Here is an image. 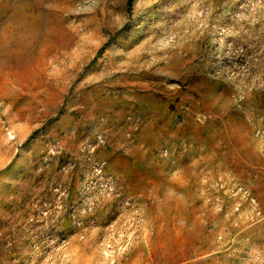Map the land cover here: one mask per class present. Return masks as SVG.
Segmentation results:
<instances>
[{
  "label": "rangeland",
  "instance_id": "rangeland-1",
  "mask_svg": "<svg viewBox=\"0 0 264 264\" xmlns=\"http://www.w3.org/2000/svg\"><path fill=\"white\" fill-rule=\"evenodd\" d=\"M0 264H264V0H0Z\"/></svg>",
  "mask_w": 264,
  "mask_h": 264
},
{
  "label": "trees",
  "instance_id": "trees-1",
  "mask_svg": "<svg viewBox=\"0 0 264 264\" xmlns=\"http://www.w3.org/2000/svg\"><path fill=\"white\" fill-rule=\"evenodd\" d=\"M132 0H129V4H131Z\"/></svg>",
  "mask_w": 264,
  "mask_h": 264
}]
</instances>
